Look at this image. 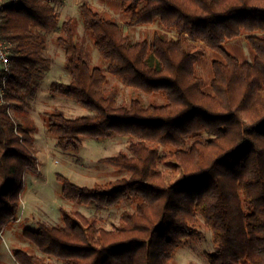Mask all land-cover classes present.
I'll list each match as a JSON object with an SVG mask.
<instances>
[{
	"label": "trees",
	"instance_id": "trees-1",
	"mask_svg": "<svg viewBox=\"0 0 264 264\" xmlns=\"http://www.w3.org/2000/svg\"><path fill=\"white\" fill-rule=\"evenodd\" d=\"M111 2L113 0H101ZM127 27L152 25L173 31L167 38L154 30L150 41L131 42L115 20L79 5L87 32L106 71L125 87L160 95L163 103L144 105L137 98L116 105V88L106 89L105 74L90 67L75 41L70 19L58 24L55 4L63 0H15L0 6V37L10 45L0 103V232L17 219L26 171L37 173L29 128L7 112L26 108L37 91L36 75L50 68L45 34L60 30L68 82H51L48 93L73 99L85 114L67 117L44 111L47 131L63 151L77 152L82 139L130 136L137 140L103 162L129 173L91 187L56 174L60 196L78 205L111 208L130 198L118 225L98 227L94 215L60 213L62 225L39 223L22 236L41 256L11 251L19 264H168L185 239H201L202 219L214 250L208 264H264V0H116ZM246 33L252 62H239L224 43ZM210 48V92L197 74L188 42ZM3 72L0 71V77ZM0 81V85H1ZM167 148L174 159L167 178L158 168ZM1 240V238H0Z\"/></svg>",
	"mask_w": 264,
	"mask_h": 264
},
{
	"label": "rangeland",
	"instance_id": "rangeland-1",
	"mask_svg": "<svg viewBox=\"0 0 264 264\" xmlns=\"http://www.w3.org/2000/svg\"><path fill=\"white\" fill-rule=\"evenodd\" d=\"M83 0H63L55 4L58 13V24L70 19L73 23L75 41L81 47L84 57L90 67H98L106 76L104 84L106 89L112 86L116 88V105H128L130 100L137 98L142 104L163 103L160 95L149 96L135 88L125 87L115 77L107 73V64L103 61L95 49L90 35L82 28V20L79 14V5ZM93 8L99 10L112 20L121 25L123 33L128 35L131 42L143 38L148 41L152 38L154 30H160L167 38H176L173 31L161 28L158 23L127 27L124 23L126 16L121 11L118 1L104 2L101 0H87ZM60 30L45 34L46 51L45 56L51 60L50 69L41 75H36L37 91L29 106L15 110L7 106V112L16 122L29 128L33 137L35 157L38 160V172L26 171L23 176L24 190L20 193L17 216L18 219L6 226L0 232V264H19L15 261L11 251L16 248L26 249L28 253L41 256L38 249L22 236L24 228L35 229L39 223L49 226L62 225L60 213L65 211H78L85 216L94 215L97 218V226L110 230L118 225L120 214L124 210H134V202L127 198L117 206L111 208H96L93 205H78L60 196L62 184L56 179V174L67 177L72 183L79 186L91 187L94 183H103L120 178H128L129 173L118 170L103 162L102 159L117 155L120 152L129 155L128 145L135 142L137 138L130 136H113L107 139L94 140L88 137L82 139V147L77 152L63 151L55 144V139L47 131L42 119L44 111L53 109L61 110L67 117H75L85 114L84 110L73 99L62 95L51 96L48 88L51 82H68L69 75L64 69V52L57 45L56 38ZM247 34L230 39L224 43L228 52L237 58L239 62H252L253 51L245 39ZM191 48L194 65L197 74L204 80V90L210 92V80L212 77V60L222 57L198 42H188ZM0 103L9 104L4 97ZM159 148V154L163 155L158 163V168L168 178L170 170L173 169L174 159L167 154V148ZM201 233V239H185L178 247L168 264H208L205 253L212 252L214 246L212 235L202 219L196 227ZM54 264H60L54 258L45 257Z\"/></svg>",
	"mask_w": 264,
	"mask_h": 264
},
{
	"label": "built area",
	"instance_id": "built-area-1",
	"mask_svg": "<svg viewBox=\"0 0 264 264\" xmlns=\"http://www.w3.org/2000/svg\"><path fill=\"white\" fill-rule=\"evenodd\" d=\"M11 1V0H0V6L1 4ZM15 1V0H12ZM9 54H10V45L6 41H4L0 37V71L3 72L2 77H0L1 85H0V98L3 97L5 93V73L9 72L10 69V61H9Z\"/></svg>",
	"mask_w": 264,
	"mask_h": 264
},
{
	"label": "crops",
	"instance_id": "crops-1",
	"mask_svg": "<svg viewBox=\"0 0 264 264\" xmlns=\"http://www.w3.org/2000/svg\"><path fill=\"white\" fill-rule=\"evenodd\" d=\"M50 69V68H49Z\"/></svg>",
	"mask_w": 264,
	"mask_h": 264
}]
</instances>
